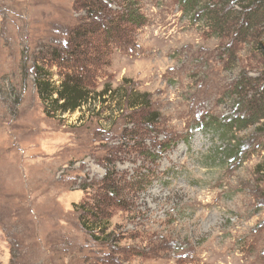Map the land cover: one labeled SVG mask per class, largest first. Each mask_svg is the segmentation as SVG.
Returning <instances> with one entry per match:
<instances>
[{"label": "rangeland", "instance_id": "obj_1", "mask_svg": "<svg viewBox=\"0 0 264 264\" xmlns=\"http://www.w3.org/2000/svg\"><path fill=\"white\" fill-rule=\"evenodd\" d=\"M85 1L0 0V264H264V128H223L262 93L264 22L240 0H98V20ZM80 65L118 104L48 118L37 68Z\"/></svg>", "mask_w": 264, "mask_h": 264}, {"label": "trees", "instance_id": "obj_2", "mask_svg": "<svg viewBox=\"0 0 264 264\" xmlns=\"http://www.w3.org/2000/svg\"><path fill=\"white\" fill-rule=\"evenodd\" d=\"M97 1L98 0L85 1L86 3H84V6L88 10L87 13L89 14V18L94 17L98 20L99 18L96 16L97 11L94 9L97 5H99V1ZM240 1L242 4H244V7H241L243 8V11H245L244 9H246V11L249 10V13H247V16L245 15L246 17L244 18V22L246 21L245 30L246 27H248V21L250 19V16L252 15L256 17V19L259 18V20H262L264 22V0ZM198 2V0H189L185 1L184 4L186 5V9H189V11H195L201 8V5L199 6V8H197V5L199 4ZM204 12L202 13V15L204 14ZM196 14L197 15L195 17H199V13ZM251 19L253 20V18ZM86 36V34L80 32L78 34L75 33L74 37L71 38V41L68 42L67 49H65L68 52L67 56L64 57L62 56V53H56V59L50 60L58 61L60 68H62L63 66H65L64 64L67 63V61L65 62L66 58H73L75 56H78L77 50H79L80 47L79 41L81 40V38H85ZM75 60L77 61V59ZM81 67H77L74 70L64 71L63 73H61L62 77L59 78V81H57V83L54 81V76L48 71H46L44 67L37 68L35 86L38 97L44 105V113L48 118L60 117L66 114H74L82 110L85 106H90L92 101L94 100L95 102L97 101V99L101 103V106H104L109 102L107 99H105V97L111 98V103L113 102L114 106L118 104L116 101V96L121 92L122 89H112L111 86H105L101 92L96 93L95 90L93 91L91 89L89 85V79L87 80V78L83 74L84 72L82 69H84V67ZM254 83L256 84L255 86H253L255 88L260 85V83L263 84L264 75L263 79H255ZM122 95V97L127 99L130 108H136L138 106H142L143 104L146 105L145 102L139 103L141 101H131V99L134 98V94L131 93L129 95L128 91L126 90H124ZM135 96H141L142 98H145L146 95L137 94ZM257 96L259 97L257 100L255 99V96L252 97L250 101H247L245 103L246 107L250 110L249 113L252 112V115L248 117H237L234 121L230 120L229 124L226 125V127H223L224 131H226L224 136L229 135V133L234 136V133L239 125L242 126L243 124H248L246 121H249L253 126H259L264 128V87H262V93H258ZM243 97L244 102V100L247 99V95ZM105 189V198L106 200H109V203L112 199L111 197L114 198V193L111 192V186H107V188ZM98 224L99 223H91L88 225L87 221L83 222L84 228L88 230L90 234L95 231V240H100L95 236L96 230H101V227Z\"/></svg>", "mask_w": 264, "mask_h": 264}]
</instances>
